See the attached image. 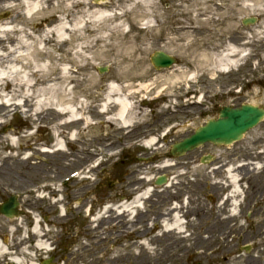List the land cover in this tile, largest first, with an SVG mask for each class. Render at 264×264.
I'll return each mask as SVG.
<instances>
[{
    "label": "rangeland",
    "instance_id": "obj_1",
    "mask_svg": "<svg viewBox=\"0 0 264 264\" xmlns=\"http://www.w3.org/2000/svg\"><path fill=\"white\" fill-rule=\"evenodd\" d=\"M41 1L40 8L25 18L21 0H10L11 8H5L0 0V15L5 11L16 15L14 25L6 33L0 30L4 46L22 51L20 34L30 26L38 27L27 38L31 45L27 55L19 58V53L14 54L9 63L0 64V73L10 80L17 79V83L29 71L27 64L39 68L43 83L40 85L34 79L31 83H36V89L46 88L41 95H64V104L81 119L87 117L88 122L68 124L57 129L56 134L48 124L50 120L39 126L20 114L10 113L0 123V160L21 153L19 148L7 144L10 137L24 146L23 152L29 156L27 166H10L12 174L3 167L0 173L2 197L7 199L21 191L18 200L25 210L20 218L0 216V241L23 264H41L46 260L51 264H82V259L98 263L111 256L122 264H138L135 256L139 250L130 246L144 240L153 241L156 255L152 264H168L170 259L169 264H191L197 241L194 224L200 219L195 221L198 218L190 211L221 203L212 198L210 182L224 183L225 169L245 163L251 154L264 152V122L242 141L216 152L222 158L221 163L230 165L221 169L222 179L209 178L212 169L206 164L196 167L194 161L185 163L193 153L170 158L169 138L177 141L188 136L222 106L264 105V0H122V10L117 15L113 10L116 0H108L101 6L92 4V0ZM99 10L110 16L96 20L94 14ZM245 17H255L257 21L243 26L241 20ZM62 24H67L68 29L58 38L56 30ZM229 47L238 49L241 55L228 59L225 50ZM158 50L173 55L177 64L156 71L149 57ZM98 67H105V72L98 73ZM47 81H51L50 85ZM109 84L119 88L116 97L129 101L131 107L125 122L117 119L115 106L100 112ZM13 87L4 84L1 94H7ZM161 124L159 137L151 136L160 140L165 133L163 142L156 139L151 147L134 145L132 141L142 132ZM61 132L62 155L53 151L54 138H59ZM42 148L51 152L44 153ZM258 162L253 160L254 165L241 173L245 180L242 204L264 205V167ZM164 164L170 167L164 168ZM80 169L82 173L78 172L62 188L55 185L45 192L27 194L40 183L60 180ZM164 175L172 186L168 189L164 185L154 186V177ZM122 178L126 185H122ZM115 179L118 183L112 187L122 189L117 195L107 191ZM147 179L152 181L150 185ZM133 181L140 182V186H129ZM144 189H151L150 198L139 204L141 208L133 218L115 220L113 214H106L102 221L93 222L101 212L97 204L105 194L112 198L110 207L114 209L124 201H133V195ZM179 200L184 239L173 234L156 237L161 231L144 223L159 209L179 204ZM27 205L35 208L29 209ZM139 215L144 217L140 220ZM35 220L40 223L48 250L35 248L29 232ZM127 224L139 225L128 235L124 229ZM247 229L245 241L256 238L257 233H252L255 228ZM144 230L148 231L143 236L137 234ZM167 242L173 250L167 248ZM165 249H170L167 254L170 259L157 262L162 253L166 254ZM251 252L248 254L252 255ZM230 261V264L244 262ZM0 264L15 263L11 257H3Z\"/></svg>",
    "mask_w": 264,
    "mask_h": 264
},
{
    "label": "bare ground",
    "instance_id": "obj_2",
    "mask_svg": "<svg viewBox=\"0 0 264 264\" xmlns=\"http://www.w3.org/2000/svg\"><path fill=\"white\" fill-rule=\"evenodd\" d=\"M2 4H5V8H10L11 5L9 3L10 0H1ZM41 0H21V3L23 4V14L27 17H31V15L36 12L40 8ZM143 4H146L147 2H142ZM149 3V2H148ZM94 16L96 17V20H100L103 18H106L110 16V13L99 10L97 11ZM12 21H3L2 22V27L0 26V30L3 32L8 31L9 28H11ZM67 25V24H66ZM65 24H62L59 28L56 30V35L58 38H62V35L66 32L65 29H68V26ZM147 25H149L147 23ZM6 33V32H5ZM29 34H20L19 40L22 43L23 50L22 51H15L14 49L7 47L6 45H3V39L0 37V64L2 63H9V58H13L14 54L19 53L17 57L23 58L27 55L28 51L31 49V45L28 44V37ZM225 53V56L228 59L234 60L236 56H240V52L238 49L229 47L227 48ZM230 63H237V61H231ZM26 67L30 68L29 71L26 73L25 77L21 78L19 81L16 82L17 79H11L7 78L4 74L0 73V123H2L7 116L10 113L17 114V115H22L24 118H30L31 121L37 125H41L43 123H46V121L50 120L48 124L51 125V130L54 134H56V130L58 129H64L66 125L68 124H78L81 122L82 123H87L88 118H80L78 113L76 111H71L69 107H67L64 104V95H58V96H42L41 92L45 91L46 88L41 87V88H35L36 83H31L32 79L35 81L39 82L41 85L43 81L40 79L42 78L43 74L41 73V70L39 68L33 67L31 64H27ZM18 74V72L16 73ZM51 81H47V85H50ZM6 84L13 85L14 87L5 95L1 94V88L2 86ZM18 87V88H16ZM16 88V89H15ZM107 92L103 98L102 103L100 104V112L105 113L109 108L112 106H115L117 108V119L118 120H123L125 122V116L128 113L130 109V104L129 101L126 97H116L115 94H119L120 90L115 84H109L107 86ZM37 94V95H35ZM59 98V100L57 99ZM63 132V130H62ZM60 133L58 135L59 138L55 137L54 138V150L55 153L58 154H63L64 153V134ZM12 133H10L11 135ZM70 138V137H69ZM72 138V137H71ZM1 139V137H0ZM7 144L10 145L13 148H19L21 150V153L15 156H7L4 157L2 160H0V173L3 171V167L8 170V174H12V171L10 166H15L17 165L18 167H23L27 166V160L29 159V156H26L25 153L23 152L25 150L24 146H20L17 141H15L13 138H7L6 139ZM155 144L154 138H151L147 141L144 142V145L146 147H151ZM107 151H111L107 147L105 148ZM44 153H49L51 150L44 149ZM264 155V153H263ZM262 154H251L249 157L245 158V163L233 167L232 165L230 166L229 163L221 164V166L216 169V170H210L209 171V178H213L214 176L212 174H216L217 172H220V174H223L220 170L224 167H229L228 170H224L225 173V182L227 185L224 183H214L213 186L217 189L218 187L222 189H228V195L227 199L225 201H222V204L228 203L230 206L235 205L237 203V200L233 202L232 199H235L240 196L241 191H242V179L240 177L241 173L243 170H247L250 166L253 165L251 161L253 160H259L260 166L264 167V161L262 158ZM95 157H92L91 161H93ZM5 162V163H4ZM8 162V163H7ZM11 162V164H10ZM3 163V164H2ZM88 163V162H87ZM164 168L170 167V165L164 164ZM245 168V169H244ZM224 175V174H223ZM213 176V177H212ZM149 183L148 185L151 184V180L147 179V182ZM140 182L135 181L133 186L140 185ZM172 184L167 185V188H170ZM151 193V189H144L133 201L129 204L127 203H121L119 206L116 208H105L102 210L101 213L97 216V219L94 220L93 222L97 221H102L105 218V214L108 215H114L115 220L119 218L127 219V218H132L134 216V213L136 211L140 210V205L143 201H146L147 198H150L149 195ZM58 203V201H57ZM189 203V202H188ZM181 204H175L174 206L171 204L170 207L159 209L158 213H156L155 216L151 217L148 219L144 224L146 226L151 224L153 228H159L160 231H162V234L156 235V237H167L173 234L174 236H179L181 239H184V236H182L185 232L183 231L184 227V221L182 220L183 216L181 215ZM233 209V208H232ZM187 214L189 212L185 211ZM144 216H141L139 219H142ZM39 221L35 220L33 222L32 229L29 231L32 236L34 237L35 241V248L38 250H48L46 241L43 240L42 234L40 232L39 228ZM139 225V224H138ZM127 230H131V228H125ZM148 231V230H147ZM143 231V233L147 232ZM156 240V239H155ZM24 241H22L23 243ZM184 242V241H182ZM6 243V242H5ZM174 243V242H173ZM153 241H137L133 242L130 246L132 249H138L139 252L135 256V260H138V264H152L155 259V248L152 247ZM167 248H171V244L167 242ZM84 249V248H83ZM168 249V251L165 249V253H162V255L157 259L158 261H162V259H166L169 256L171 251ZM173 250V249H172ZM8 246L3 244L0 241V258H6L7 256L11 255L9 252ZM131 257V256H130ZM170 258H168L169 260ZM12 262L15 264H23V261L18 259L16 256H12L11 258ZM115 257H110L108 260L103 259V261H98V263H92L91 261H86L82 259V264H122L120 260L115 261ZM171 261V259H170ZM168 262V264L170 263ZM252 264H258L255 261H252Z\"/></svg>",
    "mask_w": 264,
    "mask_h": 264
},
{
    "label": "flooded vegetation",
    "instance_id": "obj_3",
    "mask_svg": "<svg viewBox=\"0 0 264 264\" xmlns=\"http://www.w3.org/2000/svg\"><path fill=\"white\" fill-rule=\"evenodd\" d=\"M122 2V0L114 1L113 10H115L117 14L120 13L118 10H122ZM1 16L3 21H7L9 19L13 22L15 19V16L11 17L7 12H3ZM158 41L161 42V40ZM172 141L173 138L170 137L169 143ZM220 149L221 147H216L211 144L203 145L193 152L194 155H192L191 158L187 157L188 159H186L185 163H191L194 161L196 167L204 166L206 164V166L208 165L209 169L211 168L212 170H216L221 166V164H225L221 163L220 159L222 158L216 156V152ZM207 160L208 162L202 164V161ZM212 175L214 178H223V174H220V172ZM165 179L168 181L169 177L165 176ZM155 180L156 178L153 182L154 186ZM121 181L123 182L122 185H126V181H124L123 178ZM134 182L135 181L128 185L132 186ZM112 183H118V180L115 179L112 181ZM224 184L226 183L224 182ZM210 185V194L214 199H216L217 202L222 200L223 196L227 194L226 191L228 189H222L220 187L216 189L211 182ZM121 190L122 189L120 188L111 187L107 191L110 193L115 192L114 195H117V192L119 193ZM2 195L4 194L0 193V204L6 200L5 197H2ZM129 201L130 200H128V202ZM112 203L113 200L110 198L109 194H105L98 202L97 206L104 208L105 206L109 207L113 205ZM179 203L182 202L179 200ZM29 205H27L29 209L35 208L34 205ZM170 206L171 205L168 207ZM209 206V209L199 207L198 209H193L190 211L191 213L194 212V216L198 218L195 221L200 219L199 222H195L194 224V229L197 227V229L194 230L197 235V241L193 245V250L194 252H200L201 254L199 256H195L193 264H230L232 262L230 260L232 259L233 261H244L242 264H252V261H255L258 264H264V205L262 204L261 206L260 204L238 203L236 205L230 206L228 203H217L213 205L210 204ZM18 210L21 213V217L25 215V210L23 209V205L21 204L20 200H18ZM181 215L183 216L182 213ZM141 216L142 215H139L138 219ZM248 227H254L255 232L252 233H257L256 238H254L250 243L244 242V239L247 236ZM137 234H141L143 236L144 233L140 232ZM243 249H248V253H250V251L255 253L251 252L252 255H250L244 252ZM218 258H221L222 262L217 261Z\"/></svg>",
    "mask_w": 264,
    "mask_h": 264
},
{
    "label": "water",
    "instance_id": "obj_4",
    "mask_svg": "<svg viewBox=\"0 0 264 264\" xmlns=\"http://www.w3.org/2000/svg\"><path fill=\"white\" fill-rule=\"evenodd\" d=\"M254 20H247L245 23H253ZM152 65L156 69L169 68L175 63V60L163 53L156 52L150 57ZM103 69H99V73H103ZM264 117V107L253 105H242L239 108L231 109L223 108L219 112L216 120H208L203 126L197 128L192 135L184 138L178 143L172 145L171 154L173 156H182L192 151L199 145L211 142L216 145H230L242 139L244 133L255 127ZM158 181L157 184H161ZM0 214L7 218H12L16 213V200L10 198L6 204L0 207ZM45 261L43 264H49Z\"/></svg>",
    "mask_w": 264,
    "mask_h": 264
}]
</instances>
